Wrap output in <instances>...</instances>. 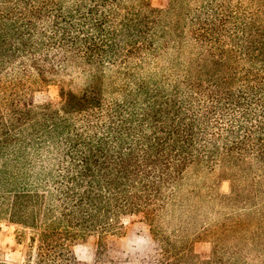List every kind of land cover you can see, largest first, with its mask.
<instances>
[{
  "label": "trees",
  "instance_id": "trees-1",
  "mask_svg": "<svg viewBox=\"0 0 264 264\" xmlns=\"http://www.w3.org/2000/svg\"><path fill=\"white\" fill-rule=\"evenodd\" d=\"M188 170L229 192L190 200ZM3 220L27 264H91L89 239L103 264L125 220L137 264H264V0H0Z\"/></svg>",
  "mask_w": 264,
  "mask_h": 264
},
{
  "label": "rangeland",
  "instance_id": "rangeland-1",
  "mask_svg": "<svg viewBox=\"0 0 264 264\" xmlns=\"http://www.w3.org/2000/svg\"><path fill=\"white\" fill-rule=\"evenodd\" d=\"M152 7L165 9L167 0H146ZM192 4V8H196ZM160 66L165 67L167 63L161 60ZM161 71V70H160ZM159 72V69L157 70ZM33 100L35 103L54 102L58 100V88L55 85L35 89L33 91ZM218 171L209 173L205 171L188 170L185 175L183 193L191 194L188 196L190 200H197V196L206 198L213 193L227 194L229 192V183L227 180L219 179ZM205 196V197H204ZM202 212L206 213V217L199 219L197 231L194 230L190 234L189 241L193 252L199 256L208 254L212 248V240L208 235L199 237L194 233L198 232V228L207 226L215 220L211 210L202 207ZM216 210V209H215ZM172 215L166 217L169 222V230L173 227ZM125 233L117 236L113 240L109 252L101 258L103 264H137L138 260L143 257L147 247V232L145 225L124 221ZM166 231L167 229L164 228ZM16 228L6 222L0 221V256L7 264H27V250L24 243L19 244L16 240ZM196 237V238H195ZM76 259L80 262L95 263L99 257V245L96 239H89L80 242L73 248Z\"/></svg>",
  "mask_w": 264,
  "mask_h": 264
}]
</instances>
